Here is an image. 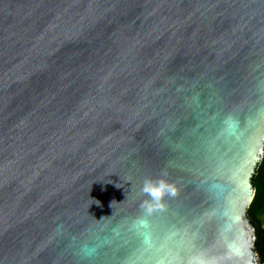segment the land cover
Returning <instances> with one entry per match:
<instances>
[{
    "label": "water",
    "instance_id": "95a60500",
    "mask_svg": "<svg viewBox=\"0 0 264 264\" xmlns=\"http://www.w3.org/2000/svg\"><path fill=\"white\" fill-rule=\"evenodd\" d=\"M263 154L264 0H0V264H259Z\"/></svg>",
    "mask_w": 264,
    "mask_h": 264
},
{
    "label": "trees",
    "instance_id": "16d2710c",
    "mask_svg": "<svg viewBox=\"0 0 264 264\" xmlns=\"http://www.w3.org/2000/svg\"><path fill=\"white\" fill-rule=\"evenodd\" d=\"M255 191L250 200V211L258 224L255 244L258 248V263L264 264V225L259 216L264 213V154L254 172Z\"/></svg>",
    "mask_w": 264,
    "mask_h": 264
},
{
    "label": "clouds",
    "instance_id": "9594fccd",
    "mask_svg": "<svg viewBox=\"0 0 264 264\" xmlns=\"http://www.w3.org/2000/svg\"><path fill=\"white\" fill-rule=\"evenodd\" d=\"M143 191L148 193L154 200H159L164 194V186L161 184L159 187L153 186L151 183H146ZM151 210V206H149V211Z\"/></svg>",
    "mask_w": 264,
    "mask_h": 264
},
{
    "label": "rangeland",
    "instance_id": "374dc122",
    "mask_svg": "<svg viewBox=\"0 0 264 264\" xmlns=\"http://www.w3.org/2000/svg\"><path fill=\"white\" fill-rule=\"evenodd\" d=\"M259 220H260L261 224L264 225V213H262V214L259 216Z\"/></svg>",
    "mask_w": 264,
    "mask_h": 264
}]
</instances>
